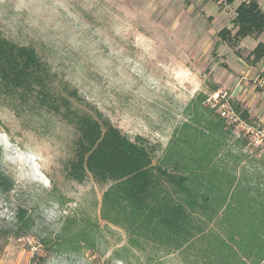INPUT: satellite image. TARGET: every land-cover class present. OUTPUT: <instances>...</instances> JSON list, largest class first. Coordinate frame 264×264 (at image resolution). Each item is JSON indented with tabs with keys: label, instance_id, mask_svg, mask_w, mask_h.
I'll return each mask as SVG.
<instances>
[{
	"label": "rangeland",
	"instance_id": "rangeland-1",
	"mask_svg": "<svg viewBox=\"0 0 264 264\" xmlns=\"http://www.w3.org/2000/svg\"><path fill=\"white\" fill-rule=\"evenodd\" d=\"M241 1L25 0L38 26L18 39L0 33L34 50L51 103L36 92L0 89V174L10 188L6 199L0 195V264H203L204 244L182 252L129 241L127 231L101 218L108 185L89 174L75 180L70 164L81 117L102 130L113 126L156 162L182 124L216 119L209 111L218 94L234 115L233 122L225 119L231 137L223 158L237 164L236 176L255 188L252 195L257 188L263 195L264 149L244 135L258 125L234 108L233 89L252 66V43L263 42L264 33L235 44L217 36L222 29L235 33ZM255 1L264 13V0ZM262 73L247 76L246 88ZM238 97L246 106L244 95ZM18 210L29 226L16 238L6 233L22 227ZM49 211L58 214L55 220ZM63 239H74L79 249L61 248Z\"/></svg>",
	"mask_w": 264,
	"mask_h": 264
},
{
	"label": "trees",
	"instance_id": "trees-1",
	"mask_svg": "<svg viewBox=\"0 0 264 264\" xmlns=\"http://www.w3.org/2000/svg\"><path fill=\"white\" fill-rule=\"evenodd\" d=\"M234 13L236 31L230 36L222 29L217 34L222 41L235 44L264 33V13L255 0L241 2ZM250 55L253 63L264 59V44L258 43ZM40 68L33 49L16 47L0 33V89L36 92L41 102L49 105L51 99L41 84ZM234 108L243 119H249L238 105ZM213 113L215 107L209 111ZM216 116L196 119L197 126L196 121L182 124L156 162L143 144L128 140L109 124L102 130L97 122L81 117L77 120L79 139L70 174L77 181L89 174L108 185L102 194L101 218L127 231L128 240L134 244L149 242L182 252L188 246L204 244L203 264H264V194L257 188L252 195L255 188L245 181L243 185L236 176L237 164L230 166L223 158L228 154L222 151H228L225 142L231 130L225 119ZM244 135L253 148L264 149L254 147L248 134ZM9 190L0 174L3 199ZM15 217L22 227L6 234L19 238L29 225L22 211L18 210ZM75 242L63 239L57 243L61 248L77 250L79 244Z\"/></svg>",
	"mask_w": 264,
	"mask_h": 264
},
{
	"label": "crops",
	"instance_id": "crops-1",
	"mask_svg": "<svg viewBox=\"0 0 264 264\" xmlns=\"http://www.w3.org/2000/svg\"><path fill=\"white\" fill-rule=\"evenodd\" d=\"M243 1H246V0H242L241 2ZM257 38H252V39H257ZM258 43L264 44V40L263 42H258ZM258 43H256L255 41L252 43L251 48L249 50L250 53L252 52V50L256 47ZM250 53H249L250 65L252 66H250L249 70L245 69L246 71L245 77H242L235 83L234 89H233V94H234L233 96L235 98V101H237L236 105H238L239 107L241 106V108H243L242 111H246L249 118H253L258 125L257 126L258 129L261 130V129H264V91L261 88H257V87L255 88V86L254 88H246L248 84L246 83V78L250 74L251 75L249 76V79L253 78L256 72H263L262 77H264V59H261L260 61L253 63L252 62L253 57L250 55ZM259 76L253 79V83L255 82L256 79L259 78ZM239 95H244L243 99L247 100L246 102L247 107L246 106L242 107L241 105L242 103L240 104L239 102L240 100L238 97ZM243 99H241V101H243Z\"/></svg>",
	"mask_w": 264,
	"mask_h": 264
},
{
	"label": "clouds",
	"instance_id": "clouds-1",
	"mask_svg": "<svg viewBox=\"0 0 264 264\" xmlns=\"http://www.w3.org/2000/svg\"><path fill=\"white\" fill-rule=\"evenodd\" d=\"M28 8L25 0H0V32L13 39H18L28 30L35 29L38 26V21L30 19L27 15ZM4 143H8L5 136ZM48 184L45 183V187ZM58 214L49 211L48 219L55 220ZM8 219H12L9 216Z\"/></svg>",
	"mask_w": 264,
	"mask_h": 264
},
{
	"label": "built area",
	"instance_id": "built-area-1",
	"mask_svg": "<svg viewBox=\"0 0 264 264\" xmlns=\"http://www.w3.org/2000/svg\"><path fill=\"white\" fill-rule=\"evenodd\" d=\"M255 88H261L264 91V77H259L258 79L255 80V82L253 83ZM222 99L225 98L224 96H221ZM219 95L216 94L215 96L212 97V107L216 108V112L217 114L223 118V119H228L231 122L234 121V115L231 111L230 105L227 101L223 100V101H219L218 100ZM247 134L250 135V138L252 139V143L254 144V146L256 147H264V131L263 130H249L247 132Z\"/></svg>",
	"mask_w": 264,
	"mask_h": 264
}]
</instances>
